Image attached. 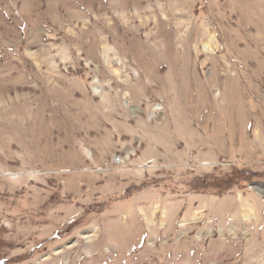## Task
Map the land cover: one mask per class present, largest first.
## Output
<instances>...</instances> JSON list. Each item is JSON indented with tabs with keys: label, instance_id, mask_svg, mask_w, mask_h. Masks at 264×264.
I'll return each mask as SVG.
<instances>
[{
	"label": "rangeland",
	"instance_id": "rangeland-1",
	"mask_svg": "<svg viewBox=\"0 0 264 264\" xmlns=\"http://www.w3.org/2000/svg\"><path fill=\"white\" fill-rule=\"evenodd\" d=\"M0 264H264V0H0Z\"/></svg>",
	"mask_w": 264,
	"mask_h": 264
}]
</instances>
